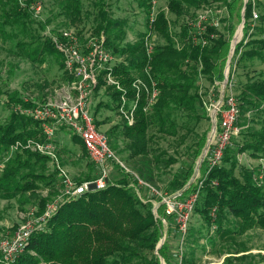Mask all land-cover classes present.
<instances>
[{
    "label": "trees",
    "instance_id": "trees-1",
    "mask_svg": "<svg viewBox=\"0 0 264 264\" xmlns=\"http://www.w3.org/2000/svg\"><path fill=\"white\" fill-rule=\"evenodd\" d=\"M26 1V3H30L34 0ZM92 1L94 9H96V20L94 26L90 28L92 29L91 32L94 35L103 32L105 47L112 54L123 58L124 63L118 64L114 68L113 74L121 87L126 90L127 98L130 100L134 95L131 83L135 77L141 78L146 84L149 83L145 72L146 67H150L149 74L157 83L158 97L152 109L147 113L142 111L145 105V95L142 94L135 111L133 124L127 125V122L124 121L122 130V137L127 141L125 145L127 158L133 160L131 162L132 168L144 182L154 183L155 170L159 168L161 156L160 154H149L148 141L150 137L147 135L148 130H154L161 136L176 137L179 133L178 128L185 127L183 124L179 125L177 119H184L185 121L200 119L197 111L202 102L197 91L196 77L201 74L212 86H214L215 81L223 79L222 73L229 50L228 38L213 27L206 28L204 38L208 41L207 45L201 47L190 41L189 44H183L178 49L170 33L169 22L165 13L159 11L151 23V30L159 34L164 39L165 44L156 46L150 59H148L143 44L146 33L137 34L134 43H124L126 21L111 18L108 12L109 4L107 1L109 0ZM166 1L168 12L175 18L184 16L188 9H200L212 3H221L227 16L237 18L238 24L241 22L242 14V39L235 45L233 56H237V62L259 61L264 65V38L255 34L256 32H263L261 25L264 24V12L257 16L260 28L251 24L253 22L252 13L259 5L256 0H246V3L244 0ZM0 2L6 4L12 3V0H0ZM56 4L61 11L60 13L69 18V23L80 22L83 14L81 0H56ZM140 6L148 16V0H140ZM9 11L13 12L2 15L3 20L0 22L2 34L4 33L9 40L14 41V46L22 50L32 62L41 64L44 62V56L54 57L65 80L60 55L54 50L51 43L47 40H38L41 46L33 47V44H27L24 40H16L18 33L22 34L27 24H30L31 18L28 12L17 10L16 4L13 5V8L10 7ZM10 29H16V31L12 33ZM84 29V27L80 28L81 31ZM233 31L232 28L227 29L228 35L231 36ZM185 34L186 30L182 28L177 36L184 38ZM211 35L212 38H210ZM36 37L37 39L42 38L40 34H37ZM229 75L230 72L227 80H229ZM101 84L100 79L99 85ZM103 94L111 95V100L116 102L114 106L116 110L121 92L108 87ZM21 97L22 93H18L14 89L6 94L5 101L7 105L11 106V110L7 118L0 122V165L2 167H0V194L3 199L7 200L21 197L24 194L32 195L37 190L47 189L57 184L54 175L46 174L44 171V167L50 163L49 157L23 147L28 139L43 141L44 137L36 121L16 110L17 107L28 108L32 106L30 102H23ZM236 99L241 115H245L251 110L263 111L264 77L245 82ZM101 106H106V104L100 102L96 104L95 108ZM95 113L96 109L93 112L94 118ZM185 121L184 123H186ZM71 136V141L77 143L76 141L79 139L74 135ZM236 137H239L240 140L238 143L231 142V145L224 150L219 166L205 174L207 160L204 159L201 163L202 166L204 165V181L193 208V214L195 213L199 218H202L203 224L208 230L214 227L213 230L218 237L229 238L233 243L235 234L242 235L254 228L264 229V166L260 169L258 165L253 169L236 159V156L241 154H247L252 160L264 159V128L252 130L247 127L239 130ZM17 143L21 146L12 151L11 148ZM194 144L192 163L186 172L181 176H175L170 184L173 192L181 190L190 178L194 159L198 158L205 146V134H202ZM79 145L82 152H85L80 140ZM174 163V160H168V164ZM87 181H91V179L88 178L85 182ZM120 183L124 186L126 184L124 180ZM110 189L117 190L119 188L107 186L103 190H90L76 199L62 204L42 227L30 234L24 250L10 264H40V262L52 261L55 253L54 229L61 235L65 231L66 238H71L72 226L77 225L75 216L77 215L79 218L95 217L92 210L89 209H93L96 205L104 206L105 197ZM189 189L184 190L183 193L189 192ZM118 193L125 198L124 204L127 207L131 205L135 207V204H141L124 191L118 190ZM199 199L200 203L198 202ZM44 202H46L45 199L40 200L42 210ZM146 208L143 209L144 215L133 208L130 214L137 215V222L132 224L128 230L122 231L121 239L113 244V248L108 252H102L94 264H159L155 254V248L160 238L159 227L153 219L150 204ZM211 212H213V216H211ZM238 246L241 247V251H246L240 244ZM70 249L66 251H70ZM140 251L151 253V258L145 257L139 253ZM157 252L166 263H169L166 258L165 244ZM244 260L245 258L240 255L232 256L231 260L225 258L224 264H236V261L241 264ZM0 264H4L1 262V254Z\"/></svg>",
    "mask_w": 264,
    "mask_h": 264
},
{
    "label": "rangeland",
    "instance_id": "rangeland-1",
    "mask_svg": "<svg viewBox=\"0 0 264 264\" xmlns=\"http://www.w3.org/2000/svg\"><path fill=\"white\" fill-rule=\"evenodd\" d=\"M107 2L111 18L125 20L127 23L124 43L135 42L137 34L148 33V46L155 48L165 44L164 39L159 34L149 29L147 16L140 6V0H109ZM256 2L259 5L254 9V12L259 16L264 12V0H256ZM92 3V0H81L83 14L80 22L75 24L69 23V18L60 13L56 0H34L26 3L22 8L18 4V0H12V3L6 4L0 2V22L3 20V14L13 12L9 11V8H13L14 4L17 5V10H26L31 18L29 20L30 24H27L22 34L18 33L16 40H24L27 44H33V47H39L41 45L38 40H47L50 43L46 32L53 33L58 27H68L70 25L76 29L84 27L85 34L92 33L90 28L94 26L96 20V9H94ZM37 4L40 5L39 11L35 10ZM166 4V0H156L154 13L159 11L165 13L169 22L170 33L175 38L178 47H182L183 44H189L193 38L198 37V32L201 30L205 32L206 28L212 27L228 38L230 47L236 31L239 29L237 18L234 16L228 17L221 3H212L195 10L188 9L185 15L180 18H175L169 13ZM251 24L260 28L258 19ZM261 26L263 32H256L255 34L264 38V24ZM182 28L186 30L184 38L177 36ZM230 28L234 29L231 36L227 33V29ZM10 31L13 33L16 29H10ZM252 32H255V30H252ZM37 34H40L42 38L37 39ZM239 38L240 41L242 39V31ZM228 57L227 53L226 68L224 67L223 69V71L225 70L226 78L230 72L229 80L226 83L227 91L237 98L245 82L255 81L264 77V65L259 61L237 62V56L234 57L233 52L230 54V58ZM120 60V63H124L122 57H120ZM120 63L117 62V65ZM196 78L197 91L201 102L214 101L217 94L216 87H212L210 82L201 74ZM63 82L64 76L54 57L44 56V62L41 64L32 62L24 55L22 50L14 46V41L9 40L0 31V122L7 118L11 110V106L7 105L5 101L6 94L10 93L11 90L14 89L18 93H25L32 98L33 102L42 104L57 98V93H59ZM219 88L222 89V84H220ZM110 96V94L103 93L97 96L96 104L101 102L106 104V106L94 108L96 109L95 124L100 130L106 131L109 146L124 166H114L110 170L108 177V186L118 187L119 189H110L105 197L104 206L96 205L93 209H89L92 210L95 217L79 218L77 215L75 216L77 225L72 226V229L70 228L72 230L71 238H66L65 231L61 235L60 232H55L56 230L54 229V258L52 261H44L40 262V264H50L52 262L54 264H94L102 252H108L113 248V244L121 239L122 231L128 230L132 224L137 222V215L130 214L133 208L144 215L143 209H147L148 204H150L152 209V203H156L165 194L175 193L170 184L175 176H181L189 168L193 161L192 151L195 148L194 143L198 141L200 136L205 134V146L207 141L211 140V125L202 105L197 111L200 116L199 120L185 121L184 119H177V123L179 125L183 124L185 127L178 128L179 133L176 137L161 136V134L155 133L154 130H148L147 135L150 137L148 141L149 154H160L161 163L159 168L155 170V182L148 183L150 188H146L139 184V181L132 175V173L135 174L138 179L144 182L132 168L131 162L133 160L127 158V152L125 151L127 141L122 137L124 121L126 122V120L116 112L114 108L116 102L112 101ZM237 126L239 130L247 127L252 130H258L260 127L264 128V110L259 112L251 110L245 115L239 114ZM71 135L70 132L64 129L56 133L54 137L55 154L60 170L74 184L79 185L88 178L91 180L96 179L98 171L89 161L86 152H82L79 140L76 141L77 143L71 141ZM239 140V137H234L231 142L238 143ZM200 155L194 159L191 176L186 184L192 177L194 182H198L201 177V169L200 172L196 171V163ZM236 159L238 162L251 166L253 169L258 165L260 169L264 166V159L252 160L247 154L237 155ZM168 160H174L175 163L170 165ZM60 170L58 171L56 165L51 163L44 167L45 173L53 174L57 181V184L53 187L37 190L32 195L24 194L21 197L9 200L3 199L0 194V244L6 239L10 240L18 228L26 221H33L34 225L37 226V220L43 214L46 205L51 204L55 200L58 190L61 189L59 186ZM122 180L126 182L125 186L120 183ZM194 186L195 183H192L189 192L184 193L182 197L190 196L193 193ZM118 190L126 192L127 195L132 196L134 200L137 199L141 204H135V207L133 205L127 207L124 204L125 198L118 193ZM41 199L46 201L44 202L43 210L40 204ZM198 202L200 203V199ZM162 211L163 207L160 206L159 215ZM228 218L231 220L230 217ZM167 221L168 224L172 223L171 218H167ZM157 226L159 227L160 238L165 236L166 258L169 260L167 264L176 263L173 258V254L176 252V240L172 227H169V225L168 227L162 226L161 223H157ZM234 236V243L229 238L218 237L215 231L208 230L203 224L202 218H199L194 213L189 224L186 242L182 246L184 259L182 264H221V261L224 264L225 258L231 260L232 256L237 257L238 255L245 258L241 264H264V229L254 228L242 235L235 234ZM238 244L246 251H241V247ZM69 248H71L70 251H66ZM139 253L148 258L152 256L151 253H144L143 251ZM236 264L240 263L236 261Z\"/></svg>",
    "mask_w": 264,
    "mask_h": 264
},
{
    "label": "built area",
    "instance_id": "built-area-1",
    "mask_svg": "<svg viewBox=\"0 0 264 264\" xmlns=\"http://www.w3.org/2000/svg\"><path fill=\"white\" fill-rule=\"evenodd\" d=\"M26 2V0H18L21 8L25 6ZM155 3L156 0H148L149 15L147 16V22L149 29H151V23L154 21L156 15L154 13ZM35 10H40L39 4H37ZM252 14V21L254 22L257 19V14L255 12ZM204 33V30L198 32V37L193 38L191 42L201 47L207 45L208 41L204 38ZM46 35L54 50L60 55L62 70L66 79L59 93H57V98L54 100H48L39 104L33 102L32 98L27 94H22V101L26 103L30 102L32 106L28 108L17 107L16 110L36 121L44 137L43 141L28 139L23 144V147L49 157L50 163L55 164L59 171L60 167L58 166L55 154L56 145L54 137L58 131L60 132L64 129L81 141L89 161L98 171V177L77 185L60 170L59 186L61 189L58 190L55 200L51 204L46 205L43 214L37 220V226L34 225L33 221H26L18 228L10 240L6 239L0 244L1 262L4 264H10L14 261L24 250L30 234L42 227L62 204L76 199L84 192L105 189L109 184L108 177L110 170L114 166L124 167L109 146L106 131L100 130L95 124L93 112L97 96L102 94L108 87L120 91L121 95L117 102L116 111L119 115L123 116L128 125H132L134 122L135 111L142 94L145 95V105L142 108L144 113L152 109L158 97L157 83L150 76V67L148 66L145 68V72L149 83L146 84L141 78L135 77L131 83L134 95L130 100L127 98L126 90L121 87L113 74L117 62H121L120 57L112 54L105 47L103 32H100L98 35L90 32L85 34V31L76 29L74 26H68L58 27L53 33L48 31ZM148 36L149 34L146 33L143 44L146 56L150 59L154 48L148 46ZM212 37L211 35L210 38ZM173 40L176 48L179 49L180 47L176 44L174 37ZM224 71L222 74L223 79L214 82L217 91L216 99L208 102L202 101V107L211 125L212 136L211 140L207 141L196 163V171L200 172L201 169V177L198 182H194V178L192 177L181 190L173 194H165L156 203L151 202L153 204L151 213L154 221L161 223L165 227L171 226L172 231L175 233L176 252L173 254V258L176 263L173 264H182L183 262L182 246L186 242L193 208L204 181V165L202 166L201 163L204 159L207 160L205 174L219 166L224 150L231 145L232 139L239 133L237 126L239 118L238 101L236 97L227 91L226 83L228 77L226 78ZM100 79L102 81L101 85H99ZM220 84H222V89L219 88ZM20 146L17 143L11 150L13 151ZM132 175L139 181V184L150 188L147 182H142L133 173ZM192 183H195L193 193L190 196L182 197L183 191L189 189ZM160 206L163 207V211L159 215ZM211 216H213V212H211ZM167 218L172 219L171 224H168ZM210 229L213 231L214 227ZM164 242L165 236H161L155 248V254L160 264H167L157 252L164 245ZM220 263L222 264L223 261Z\"/></svg>",
    "mask_w": 264,
    "mask_h": 264
},
{
    "label": "water",
    "instance_id": "water-1",
    "mask_svg": "<svg viewBox=\"0 0 264 264\" xmlns=\"http://www.w3.org/2000/svg\"><path fill=\"white\" fill-rule=\"evenodd\" d=\"M244 3H246V0H244ZM243 12V11H242ZM242 28H243V18H242V14H241V22H240V24H239V29H240V31H242ZM236 45V44H235ZM235 45L232 47L231 45H230V47H229V51H228V58H230V54L233 52V50H234V47H235Z\"/></svg>",
    "mask_w": 264,
    "mask_h": 264
},
{
    "label": "bare ground",
    "instance_id": "bare-ground-1",
    "mask_svg": "<svg viewBox=\"0 0 264 264\" xmlns=\"http://www.w3.org/2000/svg\"><path fill=\"white\" fill-rule=\"evenodd\" d=\"M239 37H241V31H240V29H238L237 31H236V34H235V37H234V39H233V42H231V46L233 47L234 46V44L236 43V42H238L239 41ZM239 38V39H238Z\"/></svg>",
    "mask_w": 264,
    "mask_h": 264
}]
</instances>
